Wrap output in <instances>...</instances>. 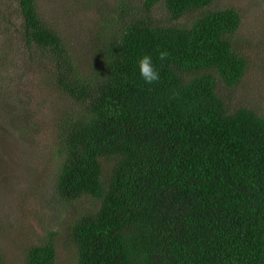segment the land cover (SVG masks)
<instances>
[{
    "label": "trees",
    "instance_id": "trees-1",
    "mask_svg": "<svg viewBox=\"0 0 264 264\" xmlns=\"http://www.w3.org/2000/svg\"><path fill=\"white\" fill-rule=\"evenodd\" d=\"M157 1L136 15L122 0L77 48L39 0H0V41L72 100L52 120L50 145L61 210L86 195L96 202L67 221L76 263L264 264V115L230 110L219 95V82L233 87L247 70L235 43L240 12L164 0V23L151 14ZM144 54L160 73L152 84L139 74ZM1 64L9 73V58ZM55 233L27 248L26 264H59Z\"/></svg>",
    "mask_w": 264,
    "mask_h": 264
},
{
    "label": "rangeland",
    "instance_id": "rangeland-1",
    "mask_svg": "<svg viewBox=\"0 0 264 264\" xmlns=\"http://www.w3.org/2000/svg\"><path fill=\"white\" fill-rule=\"evenodd\" d=\"M121 1L39 0V5L49 23L69 35L71 44L76 39L80 48L96 40L97 30L110 13L116 15ZM126 1L133 5V14L147 12L146 0ZM230 7L241 15L235 43L247 57L248 65L235 86L219 82V95L230 110L248 106L264 115V0H213L206 9ZM203 10L189 13L180 20L181 24H190ZM151 14L170 23L164 0L152 6ZM8 58L10 72L0 74V254L6 264H26L27 248L54 231L59 264H77L75 249L68 241L67 221L73 212L77 215L96 202L86 195L61 210L63 202L56 189L59 170L50 145L52 120L70 108L72 100L36 81L26 66L23 50L1 40L0 62Z\"/></svg>",
    "mask_w": 264,
    "mask_h": 264
},
{
    "label": "clouds",
    "instance_id": "clouds-1",
    "mask_svg": "<svg viewBox=\"0 0 264 264\" xmlns=\"http://www.w3.org/2000/svg\"><path fill=\"white\" fill-rule=\"evenodd\" d=\"M169 53L167 50L159 51V60L163 61L168 57ZM138 70L140 76L147 84H152L159 81L160 73L153 62V57L149 54L142 55L138 60Z\"/></svg>",
    "mask_w": 264,
    "mask_h": 264
}]
</instances>
